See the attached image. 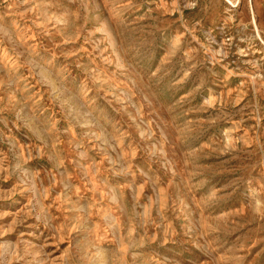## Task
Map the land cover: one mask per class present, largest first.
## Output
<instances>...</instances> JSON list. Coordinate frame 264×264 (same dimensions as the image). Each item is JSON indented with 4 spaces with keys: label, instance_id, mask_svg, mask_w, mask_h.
<instances>
[{
    "label": "rangeland",
    "instance_id": "rangeland-1",
    "mask_svg": "<svg viewBox=\"0 0 264 264\" xmlns=\"http://www.w3.org/2000/svg\"><path fill=\"white\" fill-rule=\"evenodd\" d=\"M0 264H264V0H0Z\"/></svg>",
    "mask_w": 264,
    "mask_h": 264
}]
</instances>
